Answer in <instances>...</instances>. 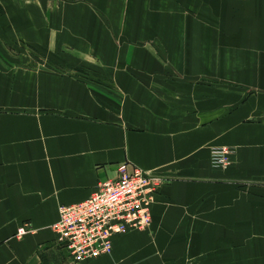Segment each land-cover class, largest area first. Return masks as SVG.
Instances as JSON below:
<instances>
[{"label":"crops","instance_id":"crops-1","mask_svg":"<svg viewBox=\"0 0 264 264\" xmlns=\"http://www.w3.org/2000/svg\"><path fill=\"white\" fill-rule=\"evenodd\" d=\"M154 1L169 12L131 17L114 63L105 40L115 30L99 28L97 67L114 72L109 81L15 62L10 49L31 44L29 28L39 40L46 31L0 16V264H74L52 228L59 209L118 180L122 163L163 181L152 224L83 264H264V0ZM65 31L50 56L91 36ZM221 148L231 163L217 168Z\"/></svg>","mask_w":264,"mask_h":264},{"label":"rangeland","instance_id":"rangeland-1","mask_svg":"<svg viewBox=\"0 0 264 264\" xmlns=\"http://www.w3.org/2000/svg\"><path fill=\"white\" fill-rule=\"evenodd\" d=\"M1 1V0H0ZM146 0H43V3L47 5L41 9H36L32 7H10L1 6L0 4V16H7L12 18H19V15L26 16V21L29 23H35V28L40 29L38 31H46V37L39 40L40 36L33 35L34 29H30L29 36L27 37L30 43H22L23 45H18L22 48V51L16 52L10 49L9 54H16L12 56L18 59L17 63H25L31 66H36V68L48 70L51 65H62L64 70H67L69 74L72 73V68L77 70L76 74L83 75L87 79L94 80H111L114 74L113 71H98V55H97V42L96 37L99 28L105 32H114L115 35L111 33L107 34V39L105 40L106 49V65L114 63V57L111 56L112 48L123 47L122 44L124 37H128L130 30L129 20L131 17L136 16H146V14H151L153 16H163L165 11L168 13L167 7L168 2H164L163 6L161 3L149 5V10L146 13ZM4 2V1H3ZM49 2V3H48ZM41 11V12H40ZM19 12H23L19 13ZM163 14V15H162ZM11 15V16H10ZM120 19V23L113 24L115 18ZM11 18V19H12ZM138 18V19H139ZM125 21L123 22V20ZM134 20V19H133ZM104 21H109L106 23H100ZM68 23V24H67ZM143 25L133 23L131 25L132 30L141 29ZM74 28V33L76 32H88L91 33L89 39L81 40V37L75 35L73 40H67L69 45H65L61 51L55 55L48 54L46 48H49V41L52 35L55 34L60 40L61 37L65 39L66 28ZM34 28V26H33ZM116 28V29H115ZM61 31H64L61 33ZM55 36V37H57ZM111 37V38H108ZM116 37V38H113ZM70 38V37H68ZM122 38V39H121ZM121 39V40H120ZM66 40V39H65ZM35 46H34V45ZM4 40L0 38V47L5 46ZM38 47V48H36ZM119 49L117 51H119ZM5 49H0V51H6ZM80 52V54H79ZM82 52V53H81ZM6 58V57H5ZM119 63V57H117ZM29 67V66H27ZM61 67V66H60ZM110 67V66H109ZM107 70L109 68H106ZM74 74V73H73ZM87 212H91L92 207H88ZM73 217L69 218L70 225L73 222Z\"/></svg>","mask_w":264,"mask_h":264},{"label":"built area","instance_id":"built-area-1","mask_svg":"<svg viewBox=\"0 0 264 264\" xmlns=\"http://www.w3.org/2000/svg\"><path fill=\"white\" fill-rule=\"evenodd\" d=\"M231 154L226 148L214 150L212 164L217 168L227 167ZM162 184L161 178L153 173L122 163L118 180L102 183L84 202L60 207V219L52 228L72 262L83 264L111 255L115 237L131 230H146L152 224L151 208ZM121 192H125L122 201L107 205V201ZM88 207H92L91 212L85 210ZM71 217L74 223L70 225ZM27 232V227H23L18 234L23 236Z\"/></svg>","mask_w":264,"mask_h":264},{"label":"bare ground","instance_id":"bare-ground-1","mask_svg":"<svg viewBox=\"0 0 264 264\" xmlns=\"http://www.w3.org/2000/svg\"><path fill=\"white\" fill-rule=\"evenodd\" d=\"M124 197H125V192H121L118 195H116L114 198H111L109 201H107V205L117 204L120 201H122L124 199ZM96 210H99V207Z\"/></svg>","mask_w":264,"mask_h":264}]
</instances>
